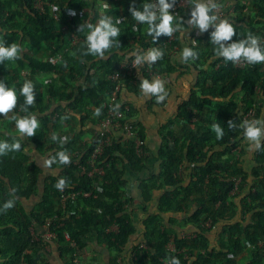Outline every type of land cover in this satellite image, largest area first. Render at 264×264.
<instances>
[{
    "label": "trees",
    "instance_id": "16d2710c",
    "mask_svg": "<svg viewBox=\"0 0 264 264\" xmlns=\"http://www.w3.org/2000/svg\"><path fill=\"white\" fill-rule=\"evenodd\" d=\"M37 1L0 0V41L5 46L15 42L23 49L19 54L20 58L15 59L18 65H27L33 72L62 70L67 72L68 77L74 82H67L64 89L56 88L53 83H49L46 100L41 90L42 84L35 79L31 80L35 85V102L32 106H27L25 97L21 95L24 83L21 84L18 81L19 78L13 74H8L3 82L16 92L17 104L13 111L19 114V117L36 115L43 128L55 122L52 121V116L66 109L79 114L82 120L90 117L89 108V110L94 109L95 112L100 109L98 116L101 119L104 118L106 111L102 103L107 100L114 88L110 75L117 71L121 63L128 60L129 54L137 48L160 47L164 55L153 64V69L163 78H170L171 74L177 71L172 61L174 54L172 47L178 44V32L172 45L168 46L166 42L171 36H160L154 40V37L148 34V24L138 22L131 15V8L143 11V6L152 4L153 0H90V4H84L83 0H53L57 6L58 18H55L50 6H46L44 11L37 9L35 7ZM100 2L109 7L101 10ZM168 2L172 3L173 0ZM253 4L256 9L254 16L242 14L235 20L246 22V26L236 28V35L229 43L246 39L251 32L260 37L264 47V0H253ZM97 6L101 12L106 11L112 14L113 24L119 29V35L113 38V45L105 50L102 57L84 54L87 51L86 37L89 33V31L85 32V28L93 25L100 16L95 9ZM193 7L187 12H181L180 18L173 17V28L177 25L180 27L186 25L187 20L191 18ZM237 7L240 11L242 10L240 5ZM66 8L79 11L87 8L88 11L90 9L95 12H92V18L89 21L88 11L84 14L78 12L76 15H69L65 11ZM209 14L214 15L212 12ZM157 15L159 16V13ZM121 17L125 19L120 20ZM117 21L119 23H116ZM159 22L157 19L156 23ZM81 25L83 28L79 30ZM68 31H73L82 38L77 46L68 52H71L73 63L63 58L57 65H53L49 62L48 55L64 52ZM27 37L30 38L31 44L28 51L24 50ZM210 37L211 34L207 41ZM132 40L137 45L133 44ZM42 41L49 42L51 47V53L49 52L47 58L43 59L40 53H44L46 48H42ZM216 47L208 53L207 57L187 62L189 65L186 67L189 70L193 69L199 73L196 84L191 88L188 98L178 105L175 121H170V124L163 129L167 132H161L163 145L157 156L160 161V171L151 174L148 178L140 179V207L147 215L143 221L147 231L144 246L132 241L137 231L134 225V197L130 196L123 187L127 186L125 174L128 170L140 172L145 169L146 143L142 146L145 154L140 156L136 152V145L132 138L124 142L115 140L112 145L105 147L94 163L95 166H101L104 173L92 176L89 172L94 165L90 160L92 151L99 140L96 138L78 151L76 159L85 168V173L77 176L76 171L79 166L73 165L72 162L68 165L53 163L51 168L44 167V160L40 155L44 156L49 150L45 152L42 146L43 129H36L32 139L33 146L18 130L8 134H3L0 130V141H6L9 144L18 141L21 144L19 151H8L5 155H0L1 264H42L41 252L47 248V243L35 240L32 230L40 234L46 227L55 233L53 242L58 250L70 256L84 248L89 241L97 239L99 242L104 240L109 249L116 250L117 256H121L127 245L131 244L133 264H165V261H169L168 264H170L173 257L178 258L180 264H240L236 260V255L242 250L243 240H246L250 245L263 241L260 248L252 251L247 264H264V179L260 178L264 174V143L257 151V158H255L261 169L254 170L253 179H249V175L242 173L237 189L243 194L234 197L239 198L236 214L239 209L242 213H250V221L242 226L237 223L240 225H237L239 231L236 233H229L225 228L218 233V226L223 220L225 221V213L234 206L231 202V192L236 188V183L235 180L226 179L237 172L236 169L232 171L220 159V155L229 153L232 139H236L243 133V129L239 127L242 116L228 115L230 117L227 118L226 131L222 139H217L211 126L205 124L210 116H203L204 109L211 106L212 98H229L227 105L230 106L238 91L244 94L242 102L244 112L250 110L254 104L253 99L249 97L253 86L260 83L264 89V64L256 63L246 68H239L234 62L220 57L218 60H223L225 63L216 68V64L210 62L212 57L216 56ZM33 48L34 52L39 53L40 56L29 55V51ZM6 62L5 60L0 63V68L3 69ZM142 72V79L149 81L155 79L149 75L146 67L142 69ZM142 79H137L136 76L127 78L124 91L137 93ZM153 101L156 103L155 98ZM130 107L131 113L128 115L131 114L130 119L134 124V130L145 142L144 129L133 117L134 110L131 105ZM220 110H227L224 108V103ZM193 119H196L194 127ZM230 120L236 123L235 129L228 128ZM174 122L181 130L179 137L172 129ZM211 122H214L213 119ZM177 143L181 144L178 146ZM234 146L233 143L232 147ZM31 155H35L36 158L34 163L29 165ZM186 163L191 170L188 183L179 173L181 165ZM55 168L62 171L53 173L52 170ZM60 178H65L67 182L63 190L54 187ZM248 180L252 181L251 185ZM37 189L40 194L39 201H41L38 211L28 214L23 207L16 208L17 204L24 200L34 201V196L38 197L35 193ZM161 189H164L165 193L159 199L158 211L149 212L148 207L154 198L153 191ZM188 193L194 195L193 201L196 206L201 208L206 218L211 219L215 233L219 234L217 237L220 238L214 248L210 247V242L215 241L210 234L212 230L202 225V221L200 222L193 215L184 223L172 218H169V222L165 221V213H177L184 209L183 202L188 199L186 196ZM10 199L15 201L14 206L4 211L3 205ZM60 202H65V207L62 205L58 207L57 204ZM49 219L52 220L49 221ZM242 222H245V219ZM113 225H116L118 230L108 231ZM175 228L178 230H174ZM189 229L194 233L190 236L191 238L179 236V231ZM172 237L175 242V251L168 247ZM47 242L50 241L47 240ZM199 248L203 251L200 252ZM29 251H33L34 254H29ZM76 258L68 260L67 264L70 262L75 264Z\"/></svg>",
    "mask_w": 264,
    "mask_h": 264
},
{
    "label": "rangeland",
    "instance_id": "374dc122",
    "mask_svg": "<svg viewBox=\"0 0 264 264\" xmlns=\"http://www.w3.org/2000/svg\"><path fill=\"white\" fill-rule=\"evenodd\" d=\"M83 1H84L83 2L84 4H90V0H83ZM99 5H101V2L99 3ZM95 9H97V12H99V14H100V16H98L99 19L102 16H108V17L112 18V14L111 13L109 14L106 11L105 12H101V10L99 9V6H97ZM92 12H95V11L89 9L88 17H87V18H89V21L92 18ZM174 28H176V27L174 26ZM88 31H89V28H87V26H86L85 32H88ZM42 43H43L42 44V48L43 49L46 48L44 50V53L43 52L40 53L41 55H43L42 56V59H43V58H47V55L49 54V52L51 53V51H50L51 47H49L50 46L48 44L49 42L42 41ZM38 44H40V43H38ZM30 45H31L30 44V38L27 37L26 40H25V43H24V50L28 51ZM177 45L178 44L173 45V47H175V46L177 47ZM173 47H172V53H174V51H175V48H173ZM34 48H33V50L29 51V55H31V56H35V55L40 56L39 53H35L34 52ZM68 52H65L66 55H64V58L66 60H68V62L70 61V63H73V60L71 59V52L70 53H68ZM48 57H49V55H48ZM6 61L7 62H6L5 67L3 69L0 68V79L2 81L7 79L8 74H13L17 78H19L18 81L21 84L25 83V81H31V80L35 79L36 81H38L39 83L42 84L41 90L44 93V95L46 97V100L48 98L47 87H48L49 83H53L56 88L64 89L65 88V84L67 82H69V83H73L74 82V80H72V79H70L68 77L67 72H64L62 70H55V71H51V72H33L27 65H24V66L18 65L15 60H6ZM240 63H241V60L239 62H235L237 67L243 68V67L240 66ZM249 65H251V64H249ZM244 68H246V67H244ZM263 69H264V67H263ZM99 73L101 74V71ZM95 75H97V74H95ZM249 97L251 99H253V101H254V104H253V107H252L254 109V111H255L253 119L264 117V89L262 88V84H260V83L255 84L253 86V89H252ZM243 98H244V94L242 92L238 91L234 95V102L232 104H229L230 106L227 105V103L230 101V99L226 100L225 102H220L219 100H218L219 102H217L215 100V104L213 105V108H210L208 106V107H206L204 109V113H203L204 117H207V115L210 116V118H209L210 122H211V119H213L214 122L210 123L208 121L205 124L207 126H208V124L210 126H212L214 123H217L216 121H218L221 124V127L223 128V130L225 132L226 131L225 130L226 129L225 126L227 124V118L230 117L228 115H232V116L234 114L241 115L242 116V121H243L244 120V115H246V113L249 111L248 110L247 112H244V110H243V104H242ZM125 103H127V102H125ZM221 103H224V108H226L227 110L218 109L219 106H222ZM128 104L132 106V104H130V103H128ZM89 109H88V111H89V116L90 117H89L88 120L92 119L93 121H95L96 117H97L98 120L100 121L101 118H99V116H97V115L95 116V111L92 108H91L92 110H89ZM133 110L135 111L134 107H133ZM258 110H260V113H258ZM135 113H134V115H135ZM14 116L19 117V114L14 113L13 110L10 111L6 115L0 114V130H1V132L3 134H8V133L17 131L16 121L13 119ZM136 117H137V115H136ZM36 118H37V121H38V124H39V127L37 128V130H42L43 129V133H44V137H43V140H42L43 141V143H42L43 149L45 150V152H46V150L47 151L49 150L43 157L46 156L47 159H49L50 157L55 156L58 152L66 150L67 154L70 156V160L73 163V165L81 166L80 168L78 167L77 169L78 170L81 169L84 172L85 168L82 165H80L79 160L76 159V158L78 157L77 155L79 154L78 151L80 150V148L82 146H84V145H89L90 144L88 141L90 140L91 136L89 134H77V132H75L74 125H73V127H71V129H72L71 132L66 131L67 130L66 129V125H68V124L70 125L71 123L75 122V121H72V119L74 117L73 116H69V113L67 112V109L65 111H63L62 113H60V114H59V112H57V116H55V115L52 116V118H51L52 121H55L56 123L55 122L54 123L53 122L49 123L46 128H43L42 125L40 124L39 117L36 116ZM170 121H175V120L174 119H170ZM195 122H196V119L193 121V127L195 126L194 125ZM98 127H99V132H100V128L101 127L100 126H98ZM172 129L175 132H177L178 137H179V135L181 133L179 125L178 124L176 125V123H175V125H173ZM163 132L165 133V132H167V130H163ZM53 135H55L57 137V139L54 140L53 139ZM71 135H73V137H70ZM23 136L25 137L27 142H29L30 145H32V146L34 145V144H32L33 137H29V136H26V135H23ZM61 137L64 138V139L61 140ZM59 141H62V142H59ZM80 141H83V142L86 141V143H80ZM144 143H146V141ZM233 143L235 145L234 147H232ZM261 143H264V140H262ZM230 144L231 145L229 147L231 149H230L229 153L221 154L220 155L221 156L220 159L226 165H228L229 168L232 171L234 169H236L237 172H239L240 170L242 172H239V173L236 172L233 176H228V179H226V180H235V183H236V188L231 192V200L232 201L230 200L234 204V206H231V208L233 210L230 209V210H228L225 213V215H224L225 216V221L223 220L221 222V224L218 226L219 227L218 228V233L219 232L221 233L224 228L229 233H236L237 231H239V228L237 227V225L241 224V226H242V225L246 224L248 221H250V219H251V214L250 213H242L240 211V209H239L238 213L236 214V212H237L236 205H237V203H239V198H234V197H237V196L243 194V192L241 193V190L237 189V186L240 183V180L242 178V173L246 174V175H249V176L251 175L253 177L254 170H260L261 169L260 168L261 166L258 165V163L255 160V158H257V152L256 151L254 152V155H255L254 159H250V157H251L250 155H251L252 151L249 150V142L244 138L243 133L239 137H237L236 139L233 138L232 141L230 142ZM177 145H178V143H177ZM41 155H43V154H41ZM34 158H36L35 155L34 156L33 155L30 156V160L28 162L29 165L34 163ZM58 163H59L58 160H57V162H54V164H58ZM93 167L94 168L89 172L90 175L95 176V175H101V174L104 173V171L101 168V166H95V164H94ZM60 170L61 169L58 170V169L55 168L54 170H52V172L56 173V171L59 172ZM180 171H183V174H181V177H183L186 181H188V179L190 178V173H191L190 167L189 166L186 167V165H183V166L181 165ZM222 174H224V172H222ZM260 178L264 179V174H262V176ZM125 187H127V186H125ZM125 187H123V188L125 189ZM41 191H42V189H41ZM156 191L160 192L162 195H164V193H165L164 189H161L160 191L159 190H156ZM184 192H185V190H184ZM35 193H36V195L38 197L34 196L35 197L34 201L32 199L24 200L23 202L18 203L17 204L18 207H16V208L19 209V207H23L24 210L26 212H28V214H31L34 211H38L39 210L38 207L41 205V201H39L40 194L38 192V189L36 190ZM153 193H154V191H153ZM161 194L158 196V198H157L158 200L156 199V197H154V199L157 200L158 204H159V199L161 197ZM183 194H185V193H183ZM186 196L188 197V199H186L183 202L184 209L182 211H180V212L175 213L173 215V218L175 220H177V221L182 222V223H184L192 215L195 218H198V220L200 222L202 221V223H201L202 225H204L206 228L212 230V232L210 234L213 237V239L215 238L214 239L215 241L210 242V247L214 248L217 245V241L219 240L220 237H217V236H219V234H217V232L215 233V227L214 228L212 227L211 219L206 218L205 214H203L201 212V208L196 206L195 201H193V199H194L193 196L194 195H192V194L189 195V193H188V194H186ZM157 202H155V203H157ZM53 203H56V201H53ZM61 205L63 207H65L66 203L65 202H60V204H57L58 207H61ZM243 219H245V222H242ZM51 220L52 219H49V221H51ZM237 223H240V224H237ZM39 229H41V228H39ZM185 233H187V232H185ZM32 234H33V237H34L35 240H37L39 242L41 240L42 243H47V247L54 244V243L53 244H49L47 242V240L50 241V242H53L54 237H55V233L52 232V231H49L48 227H46L44 230H41L40 234H37V232L32 230ZM188 234H189L188 236H193L194 233L193 232L192 233L188 232ZM189 238H191V237H189ZM189 238H187V239H189ZM262 245H263V241L258 242L256 245H250V244L247 243L246 240H243L242 250L237 253L236 260H238V262H240V264H247L249 259L252 256V251L254 249L260 248ZM168 247L172 251H175L176 248H175V242L173 241V237H172V240L169 243ZM200 249L201 248H199V250ZM202 251H203V249L200 250V252H202ZM46 252H47V248L45 250H43V252H41L42 253V257H43L42 258L43 259V263L42 264H47V262H46L47 259H45V254H44ZM29 254L33 255L34 252L33 251H29ZM67 256H68L67 259L69 261H71V259H73L74 257H77L82 262V259H81L82 255H81L80 251H77L73 256H70V255H67ZM168 263H169V261H165V264H168ZM0 264H1V260H0Z\"/></svg>",
    "mask_w": 264,
    "mask_h": 264
},
{
    "label": "clouds",
    "instance_id": "9594fccd",
    "mask_svg": "<svg viewBox=\"0 0 264 264\" xmlns=\"http://www.w3.org/2000/svg\"><path fill=\"white\" fill-rule=\"evenodd\" d=\"M194 7L191 9V18L187 21V24L192 28H198L201 32H207L208 29L214 27V31L211 33V44L216 45L215 55L217 57H223L226 61L239 62L241 59L249 64L264 63V47H262L261 39L259 36L249 32L246 39H241L238 42H231L236 35L234 26L227 19L219 20L216 15H210L217 5L213 0H192ZM175 0L169 3L168 0H158V5L145 4L144 10L139 11L134 7L130 9L132 17L141 23L148 24V34L157 40L160 36H171L174 31L180 30V26L177 25L173 28V15L170 13V9L173 8ZM159 12V16L157 15ZM159 19V23L156 21ZM116 23H119L117 21ZM81 25L79 30H82ZM89 33L86 37L87 51L85 55H98L104 56L105 50L109 49L113 43V38L119 35V29L113 24L112 18L108 16H102L97 25H88ZM193 45L196 44L192 41ZM23 49L13 42L9 46H5L0 41V63L5 60H15L20 58V53ZM135 57V64L140 65L147 63L149 65L154 64L157 60L162 59L164 53L158 48H151L143 54H132ZM198 53L191 47L185 46L181 52L180 59L182 62L187 63L189 59H197ZM139 88L145 98L155 97L157 104L163 103L167 97L168 92L165 89V81L159 78L152 80L142 79ZM35 85L32 81H25L21 95L25 97V104L32 106L35 102ZM17 104V95L14 89L8 88L7 85L0 80V114L6 115L12 111ZM119 108V105L116 106ZM27 110L26 108L24 109ZM96 115H100V109L96 110ZM13 119L16 121V128L19 133L34 137L35 131L39 127L37 118L35 115L16 117ZM237 127L233 120L228 122L229 129H235ZM239 127L243 129L244 138L249 142V150L255 151L262 147L261 141L264 140V117L253 120H243ZM212 131L216 134L217 139H222L224 136V130L219 122L214 123ZM53 139H57L53 135ZM21 144L17 141L9 144L6 141H0V155H5L8 151H19ZM58 162L63 165L71 163L70 156L65 151L58 152L55 156L50 157L44 161V167L51 168L54 162ZM66 179L60 178L54 185L58 190H63L66 186ZM15 201L10 199L3 205V210L7 211L14 206ZM170 264H180L178 258L173 257Z\"/></svg>",
    "mask_w": 264,
    "mask_h": 264
},
{
    "label": "crops",
    "instance_id": "0c3cea01",
    "mask_svg": "<svg viewBox=\"0 0 264 264\" xmlns=\"http://www.w3.org/2000/svg\"><path fill=\"white\" fill-rule=\"evenodd\" d=\"M214 3L222 4L221 7V14L217 15L218 20L227 19L230 23L233 24L234 29L236 28H245L246 22H239L235 21L239 18L242 14H248L250 17L254 16L255 7L253 4V0H213ZM238 5H240L242 10L238 9ZM194 6V5H192ZM224 12V13H223ZM224 16V17H223ZM227 16V17H226ZM188 21V20H187ZM214 31V27L208 29L207 32H201L198 28H192L190 25L184 24L180 27V30L174 31L173 35L176 36L178 32V45L175 46V51L172 56L173 64L177 67V71L171 74L169 78V83H165V89L168 92L167 99L160 104L154 103L153 98H145L140 90L138 89L137 93L132 91L126 90L123 91L121 95V100L127 103L132 104L135 108V115L133 116L135 120L141 124L144 129L145 137H146V145L147 150L145 156H147V162L145 169L140 172H133L128 170L125 174V179L127 180V187L125 188L126 192L134 197V225L136 228V234L132 237V241H136L137 244L141 243L140 245H145V234H146V227L143 224L144 219L146 218V214L142 212L140 207V197H141V190H140V179H145L150 177L153 173H158L160 171V161L158 159V153L160 151L161 146L163 145V139L161 132L165 129L166 126L170 124V119L175 118L176 109L179 104L184 101V99L188 98L190 95L191 88L196 84V80L198 78V72L194 71L193 69L189 70L186 65L188 63H184L180 59L181 52L185 46L193 48L195 52L198 53V58L202 59L203 57H207L208 53L211 52L212 49L216 47V45L211 44V37L208 40L209 35ZM242 34V33H241ZM175 40V39H174ZM192 41H195L196 44L193 45ZM197 58V59H198ZM220 57L213 56L210 62H214L216 64V68H219L221 64L225 62L223 60H218ZM193 59H189V61ZM235 63V62H234ZM206 65V64H205ZM208 65V64H207ZM204 66V65H203ZM236 66V64H235ZM205 67V66H204ZM237 67V66H236ZM151 82V81H150ZM171 83V85H170ZM215 100L217 102H225L227 99H219V98H212V103L210 108H213L215 104ZM219 100V101H218ZM222 104V103H221ZM219 106L218 109H220ZM94 110V109H93ZM95 111V110H94ZM69 116H73L74 118L70 125H66V131L71 132V127L75 128V132L77 134H89L91 136L90 140L88 141L91 143L94 139H96V135L99 132V120L96 117V122L88 120H82L79 114H75L67 109ZM137 115V117H136ZM57 116V113L55 114ZM96 116V112H95ZM193 119L192 121H194ZM76 134V135H77ZM122 136L120 134L118 137ZM70 137H73L71 135ZM64 138L61 137V140ZM60 140V139H59ZM62 142V141H59ZM67 142V141H66ZM80 143H86V141H80ZM181 144V143H180ZM178 143V146L180 145ZM219 149V148H216ZM256 152L258 150H255ZM252 151L250 159H254V152ZM42 160H47V157H43L40 155ZM186 167L188 164H184ZM57 172V171H56ZM55 173V172H53ZM180 175L183 174V171L179 172ZM185 173V172H184ZM190 179V178H189ZM188 179V181H189ZM249 179H253L250 175ZM188 181L185 180L186 183ZM251 184V180H248ZM160 191V190H159ZM165 191V190H164ZM163 193V192H162ZM161 193L154 190L153 197L158 198ZM162 196V194H161ZM161 198V197H160ZM153 198L150 207H148L149 212L158 211L156 208L159 205L157 200ZM160 201V200H159ZM157 202V203H155ZM175 213H165L164 218L166 222H169V218H173ZM168 225V224H167ZM118 227L113 225L108 231H117ZM178 230V229H174ZM187 232V233H185ZM188 232L192 233V230H183L179 231L180 237H190L188 236ZM54 243V244H53ZM49 244H53L47 247V252L45 253V259H47V264H67V255L60 250H58L57 245L55 242H49ZM74 245V243H73ZM81 252V264H133L132 261V247L131 244L127 245L124 253L121 256H117L118 252L113 249H109L108 245L105 243L104 240L101 242L95 239L94 241H89L88 244L79 250ZM115 259V260H114Z\"/></svg>",
    "mask_w": 264,
    "mask_h": 264
},
{
    "label": "built area",
    "instance_id": "2783aa9c",
    "mask_svg": "<svg viewBox=\"0 0 264 264\" xmlns=\"http://www.w3.org/2000/svg\"><path fill=\"white\" fill-rule=\"evenodd\" d=\"M153 5H158L157 0L152 1ZM216 4V3H215ZM192 1L191 0H176L173 8H171L169 11L175 18L181 17V12H187L192 7ZM217 7L212 11L214 15L221 14V7L222 4H216ZM46 6H50L52 8V11L55 15V18H58L57 14V6L54 4L53 0H38L35 4V7L41 11H44ZM101 10L107 9L109 6L107 4H104L101 2ZM66 13L69 15H76V13L81 12L82 14L86 13L88 10L87 8H83L81 11L74 9V8H66ZM159 12L157 11V14ZM124 17H121L120 20H124ZM99 18H97L94 22V25H97L99 23ZM66 29V27H64ZM174 35L172 34L171 37L166 42V45L170 46L172 45L174 41ZM82 40V38L76 34L73 31H68L66 42H65V49L64 52L60 51L57 53H54L49 56V62L53 65H57L59 62L62 61L64 58V53L70 51L72 48L77 46V44ZM133 44L137 45L134 40H132ZM151 48H160L159 46L155 47H147V48H137L133 52L129 54V59L121 63L118 70L115 71L113 74L110 75V79L112 83L114 84V88L110 95L108 96L107 100H105L102 103V107L105 109L106 114L104 118H102L99 122L100 132L97 135L98 142L95 146V148L92 151L91 154V164L94 165L96 160L101 156L103 153L105 147L110 146L113 144L115 140L117 141H126L128 138H132L136 145V152L138 155L142 156L145 151L143 149L144 142L138 137V134L136 130H134V124L130 119L129 113H131L130 105L128 103H125L121 100V95L126 87V79L131 76H136L137 79L143 78V72L142 69L146 67V70L148 71L149 75L152 78H159L165 81V83H169V78H163V76L156 72V70L153 69V64L149 65L147 63H142L140 65H134L135 64V57L132 55L134 52L137 54H143L147 52ZM175 48V47H173ZM241 67H248V62H245L243 59H241L240 63ZM240 68V67H239ZM119 105V108L116 106ZM254 109L251 108L246 115H244V120H252L254 117ZM120 134L122 136L118 137ZM81 167V166H79ZM85 172V169H84ZM81 169L76 171L77 176L82 175L84 173ZM75 264H81L79 259L76 258L74 260Z\"/></svg>",
    "mask_w": 264,
    "mask_h": 264
}]
</instances>
